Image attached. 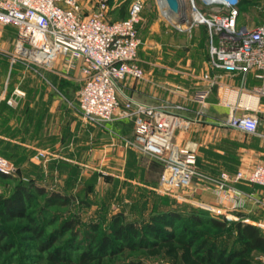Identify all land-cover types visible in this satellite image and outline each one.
<instances>
[{
  "label": "built area",
  "instance_id": "1",
  "mask_svg": "<svg viewBox=\"0 0 264 264\" xmlns=\"http://www.w3.org/2000/svg\"><path fill=\"white\" fill-rule=\"evenodd\" d=\"M179 17L185 20L176 28L184 31L202 25L208 35L209 64L214 69L247 74L253 72L261 86L241 92L229 86L218 89V104L228 109L222 125L246 134L255 133L258 119L254 112L257 99L264 95V24L238 25L240 0H179ZM147 0H132L121 20H107L108 0L97 11L84 16L78 0H0V25L16 30L17 41L9 61L25 60L39 69L49 68L59 58H67L72 69L80 63L81 88L77 95L78 111L85 122L96 126L129 120L133 138L123 139L143 156L160 161L159 191L174 192L189 188L198 177L196 154L177 142L179 133L189 131L207 117L210 88L196 90L191 105L165 100L155 105L126 102L120 105L118 85L126 78L143 79L137 63L141 44L137 25ZM189 6V16L182 10ZM168 9V8H167ZM169 11V10H168ZM264 11V10H263ZM214 82L205 74L202 78ZM38 151L35 159L45 158ZM14 164L0 156V173L12 176ZM218 192H234L231 183L264 187V164L250 171L238 170L233 176L222 172L214 181ZM227 196H222L220 202ZM212 214L229 216L212 206L198 204Z\"/></svg>",
  "mask_w": 264,
  "mask_h": 264
},
{
  "label": "rangeland",
  "instance_id": "2",
  "mask_svg": "<svg viewBox=\"0 0 264 264\" xmlns=\"http://www.w3.org/2000/svg\"><path fill=\"white\" fill-rule=\"evenodd\" d=\"M78 1L82 4V14L87 16L94 14L98 9V4L103 0ZM111 1L117 5L115 4V7H112ZM131 1L108 0L106 19L114 20L118 19L122 14L126 15ZM186 2L189 3V0H186ZM254 5L256 6L255 10L249 9L250 6L246 3L239 6L238 25L264 24V0H255ZM162 9L159 0H147L140 14L137 30L141 38V44L138 49L137 63L143 69L144 75L138 85H141L145 94L148 97H152L151 99L153 100L186 102L193 90L199 87V83L202 82L203 73L199 71L207 57L205 32H197L195 29H191L183 33L175 30L173 28L174 25H183L184 23L178 24L176 20H171L163 13ZM182 10L186 16H189V6L185 5ZM16 41L15 28L0 25V86L2 83L6 84L10 90L17 80H22L21 88L27 94L29 92V88H27L28 81L31 79L27 74L33 73L37 78H40L41 70L25 60H18L14 64L10 63L9 57L13 52ZM188 61L190 62L189 66H187ZM77 91L78 88L66 89V94L73 100V109L76 110H78ZM260 118L262 126H264V100ZM83 122L84 130H86L85 127L87 126H93L85 122V120ZM106 125L93 127H96L95 129H103ZM197 128L200 129L194 134L189 133V135V129V131L178 135L180 137L176 139L179 145L182 144L183 149L197 154L196 169L198 177L193 179L192 185L200 183L215 186L214 181L217 179L219 171H247L254 164L252 162L254 157L250 154L254 148L251 136L231 130L216 134L217 131L210 128V126L204 128L203 125H198ZM187 134L188 137H185ZM132 138L133 133L131 137H118L121 142L123 139ZM216 138L217 140H215ZM101 149L96 147L92 149L89 145L84 144L83 156L86 158H84V162L79 167L80 173H78V176L80 181L74 190L78 194L77 200L79 202L65 208L48 206L44 197L33 193L34 199L28 204L27 212L30 217L35 218L39 224L43 225L41 237H37L34 232L24 231L27 220L14 219L13 221H8L0 216V230L7 234L2 241L9 242L11 237L12 244V248L8 253L0 252V264H49L46 260L47 254L56 248L66 247L65 242L70 240L68 235L55 236L53 232H55L61 222L72 216H76L80 223V233L76 239V241L78 240V246L76 249H68L66 252L70 253L74 258L79 252L77 248L85 246L89 234H93L89 227L92 225L98 226L99 234L109 232L110 219L113 214L123 211L124 213L122 214L125 215L127 221L139 222L140 224L149 219V211L153 208L151 204L145 208L141 207L140 203L139 205H134L141 201L139 199V189L143 187L135 183H130L127 188L124 184H119V186L116 184L117 187H115V183L110 180L112 177H110L109 154ZM129 149L135 151L132 147ZM37 152V150L27 151L26 148H22L18 144H4L0 154L10 159L9 161L16 167V172L8 179H0V201L12 197L20 185H24L29 190H31V183L44 186L47 190H59L55 186L47 185L49 184L48 178L52 182L54 179L59 178L58 168L56 166L46 167V157L35 159ZM138 155L140 158L152 160L155 164L161 165L162 168L160 161L149 156ZM65 175L68 177L69 173ZM151 187L154 190V186ZM190 190L191 187L167 192L159 191L156 188V193L165 198L157 201V209L159 208L161 212L175 210L184 219L194 211L193 207L196 206L186 198ZM259 196L264 202V190ZM247 206L250 211L244 214L240 213L232 220H241L244 223H249L248 220H260L263 227H258L264 231V224L262 223L264 221L263 208L252 204ZM1 211L0 203V214ZM197 230H203L210 237L218 236L222 240L227 238L232 244L230 231L218 233L217 231L209 230L206 226L203 228L199 227ZM52 236L55 240L51 249L41 248L40 243L43 242V245L47 244V238ZM129 261H138L142 264H181L179 261H173L165 256L151 258L140 251L129 250L110 260L106 259L104 264H121ZM251 264H264V255L253 253Z\"/></svg>",
  "mask_w": 264,
  "mask_h": 264
},
{
  "label": "crops",
  "instance_id": "3",
  "mask_svg": "<svg viewBox=\"0 0 264 264\" xmlns=\"http://www.w3.org/2000/svg\"><path fill=\"white\" fill-rule=\"evenodd\" d=\"M244 1L250 6L249 9H256L255 0ZM111 3L113 4L112 7H115L116 3L112 1ZM79 4L82 9V4L80 2ZM166 15L171 18L168 13ZM173 28L183 33L187 32L175 26ZM191 29H195L197 32H205L207 57L203 61L199 72L203 73V75L207 74L214 82L213 86L210 87V83L202 79L199 87L192 92L193 94L196 90L210 88V95L207 99L208 114L204 122L198 125H203L204 128L210 126V128L217 131L216 134L224 133L226 130L246 134L221 124L228 114V109L218 104V89L221 86H229L237 90L238 94L241 92L250 93L261 86L260 80L255 77L253 72L243 75L212 68L209 64L206 28L202 25H196ZM67 61L68 59L64 57L57 58L49 68L40 69V78H37L33 73L27 74L31 78L28 81L27 88H29V92L27 94L21 88L22 80H17L10 90L6 84H1L0 150H2L5 143H11L18 144L20 147L26 148L27 151H45L47 153L45 165L50 168L51 166H61L64 163L80 167L84 162V158H86L83 156L84 144L89 145L92 149L95 147L102 148L109 154L112 183L118 186L119 184H124L126 188L130 183H135L143 188L153 189L151 186L158 181L162 169L161 165L155 164L150 159L140 158L135 151L123 146V141L121 142L118 139V137L122 138V136H132L133 127L131 121L112 122L103 129L87 126L85 127L86 130H84L81 114L78 110L73 109V100L66 94L67 88H78L77 93L81 88L80 63L76 62L75 67L70 69L67 66ZM188 63L187 66L190 65L189 61ZM138 84L139 81L135 82L131 78H126L119 83L117 97L121 106L126 104V102L155 105L165 101L162 99H151L152 97H148L141 85ZM190 98L186 102L168 101L191 105ZM263 100L264 95L258 97L256 110L252 112L258 119L256 131L252 134H246L251 136L254 142L253 152H250L254 157L252 158L254 164L247 171L252 170L258 164H264V126H262L260 118ZM197 126H193L188 134L197 132L200 129ZM188 134L185 137H188ZM180 146L182 147V144ZM237 171L221 170L217 178L222 172L233 176ZM58 173V179L56 178L52 182L48 178V181L49 185L60 189L63 187L66 175L64 170ZM231 186L235 191L227 194V192H218L215 186L197 183L190 186L191 190L186 198L193 205L204 204L217 208L231 219H235L236 215L240 213L244 214L250 211L248 204L262 207L264 210L263 199L259 196L263 192L264 187L250 186L244 183H231ZM156 187H154V190ZM222 196H227V198L220 202ZM248 221L250 224L263 227L260 220ZM262 223L264 224V221Z\"/></svg>",
  "mask_w": 264,
  "mask_h": 264
},
{
  "label": "trees",
  "instance_id": "4",
  "mask_svg": "<svg viewBox=\"0 0 264 264\" xmlns=\"http://www.w3.org/2000/svg\"><path fill=\"white\" fill-rule=\"evenodd\" d=\"M244 3V0H240L238 8ZM126 15L122 14L114 20L124 19ZM0 156L10 160L2 154ZM56 168L58 171L64 170L65 174L69 173L68 177L67 175L65 177L63 187L59 190H47L44 186L31 183V191L24 185H20L12 197L0 201L2 207L0 216L8 221L27 220L24 231L34 232L37 237H41L43 225L39 224L35 218L30 217L27 212L28 204L34 199L33 193L44 197L48 206L65 208L79 202L78 194L74 192L80 181L79 167L64 163ZM9 177L11 176L0 173V179ZM114 186L117 187L116 184ZM153 186H157V183ZM139 191L141 201L134 205L140 203L141 207L145 208L151 204L154 208L149 211L148 220L140 224L127 221L125 215L122 214L123 211L113 214L110 219L109 232L99 234L98 226L89 227L93 234H89L85 246L77 248L79 252L74 258L66 252L68 249L74 250L78 246L76 239L80 233V223L76 216H72L61 222L53 232L55 236L68 235L70 240L65 242L66 244L64 243L66 247L56 248L47 254L48 263L104 264L106 259L110 260L126 250L140 251L151 258L165 256L173 261H179L181 264H251L253 253L264 255V231L258 226L244 223L241 220L227 219L197 206H192L194 211L183 219L175 210L161 212L159 208L157 209V201L165 198L158 195L155 190L141 188ZM205 226L218 233L230 231L232 244L227 238L222 240L218 236L210 237L203 230H197L199 227ZM2 232L0 230V252L8 253L12 248L11 237L9 242L2 241L7 236ZM54 240L53 236L48 237L47 244L40 243L41 248L51 249ZM121 264L142 263L129 261Z\"/></svg>",
  "mask_w": 264,
  "mask_h": 264
},
{
  "label": "water",
  "instance_id": "5",
  "mask_svg": "<svg viewBox=\"0 0 264 264\" xmlns=\"http://www.w3.org/2000/svg\"><path fill=\"white\" fill-rule=\"evenodd\" d=\"M165 4L168 7L169 12L172 15H176V23L183 24L185 20L181 17H179V13L181 12V3L179 0H164Z\"/></svg>",
  "mask_w": 264,
  "mask_h": 264
},
{
  "label": "bare ground",
  "instance_id": "6",
  "mask_svg": "<svg viewBox=\"0 0 264 264\" xmlns=\"http://www.w3.org/2000/svg\"><path fill=\"white\" fill-rule=\"evenodd\" d=\"M159 3H160V5H161V7L163 8L162 9V11H163V13L166 15V13H168L169 14V16H171V20L173 19V20H175L176 19V15H172L169 11H168V7H167V5L165 4V2H164V0H159ZM185 14V13H184ZM167 16V15H166ZM170 18V17H169Z\"/></svg>",
  "mask_w": 264,
  "mask_h": 264
}]
</instances>
